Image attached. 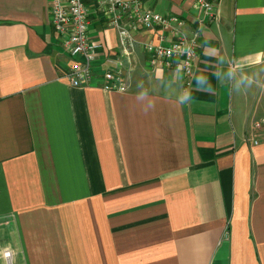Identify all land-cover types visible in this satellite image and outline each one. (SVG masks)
I'll return each instance as SVG.
<instances>
[{"label":"crops","instance_id":"0c3cea01","mask_svg":"<svg viewBox=\"0 0 264 264\" xmlns=\"http://www.w3.org/2000/svg\"><path fill=\"white\" fill-rule=\"evenodd\" d=\"M100 1L95 73L123 93L67 84L48 0H0V264H264V0H216L210 23L195 0H143L197 33L190 85L150 67L158 30L122 55Z\"/></svg>","mask_w":264,"mask_h":264},{"label":"built area","instance_id":"2783aa9c","mask_svg":"<svg viewBox=\"0 0 264 264\" xmlns=\"http://www.w3.org/2000/svg\"><path fill=\"white\" fill-rule=\"evenodd\" d=\"M51 25L56 35L64 36L63 49L72 60L64 79L73 88L88 87L95 79L102 82L106 92L123 93L127 85L119 73L102 70L95 73L102 43H94L89 37L90 21L85 0H48ZM106 24L118 31L120 52L129 56L134 50L132 33L158 30L157 43L143 45L150 67L171 69L176 67L188 79L190 85L194 62L199 50L198 35L188 39L184 34L186 22L177 16H162L143 8V0H102L98 2ZM193 9L201 12L202 21L210 23L215 18L216 0H195ZM6 260L10 253H4Z\"/></svg>","mask_w":264,"mask_h":264},{"label":"clouds","instance_id":"9594fccd","mask_svg":"<svg viewBox=\"0 0 264 264\" xmlns=\"http://www.w3.org/2000/svg\"><path fill=\"white\" fill-rule=\"evenodd\" d=\"M229 75H231V72H230V71H229ZM197 79H198V81H199V80H202V79H204V78H203V77H198ZM205 90H210V89H205ZM145 96H146V92H141V93L138 94L137 99L142 100V99H144ZM189 98H190V93H189L188 91H185V92L179 97V102H180V103H185L186 101L189 100ZM149 107H150V108H153L154 105H153V104H149ZM145 111H147V110H145Z\"/></svg>","mask_w":264,"mask_h":264},{"label":"bare ground","instance_id":"6f19581e","mask_svg":"<svg viewBox=\"0 0 264 264\" xmlns=\"http://www.w3.org/2000/svg\"><path fill=\"white\" fill-rule=\"evenodd\" d=\"M6 261H8V262H9V260H6Z\"/></svg>","mask_w":264,"mask_h":264},{"label":"rangeland","instance_id":"374dc122","mask_svg":"<svg viewBox=\"0 0 264 264\" xmlns=\"http://www.w3.org/2000/svg\"><path fill=\"white\" fill-rule=\"evenodd\" d=\"M8 251V250H7ZM4 254V253H3Z\"/></svg>","mask_w":264,"mask_h":264}]
</instances>
